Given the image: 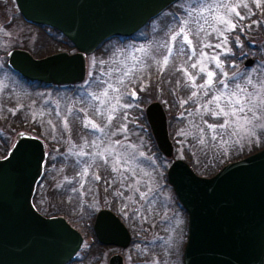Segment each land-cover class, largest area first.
I'll return each instance as SVG.
<instances>
[{"label":"rangeland","instance_id":"obj_1","mask_svg":"<svg viewBox=\"0 0 264 264\" xmlns=\"http://www.w3.org/2000/svg\"><path fill=\"white\" fill-rule=\"evenodd\" d=\"M225 2L236 4V10L243 19L254 15L253 8L257 6L255 0H225ZM220 3L221 0H180L174 6V10L164 11L131 38L114 37L103 42L96 49L97 52L86 57V79L72 87L57 89L54 85L39 82L31 84L19 77L6 66L8 52L14 48L24 49L35 57L41 58L56 51L68 50L69 53H74L77 49L70 41L62 42V35L58 31L49 30L45 26H38V28L25 22L13 0H0V13L3 16L0 22V158L9 154L21 135L39 137L44 141L49 152L45 159L47 171L44 172V176L46 178L37 184L34 203L36 206L37 202L43 210H48L51 214L54 211L66 212L71 221L66 216H61L66 217L83 234V247L75 260L69 264H94V262L109 264L110 257L115 254H122L124 264H184L183 253L188 235V216L166 180L167 169L174 160L183 159L186 162L188 160L192 162L199 175L211 174L223 160L236 158L240 152L248 153L264 145V127L260 126L264 125V106L254 109L255 115L259 118L253 121L256 127L249 125L239 135H231V129L217 128L215 133L212 132L208 124L218 125L223 123L225 118L215 117L204 111V105L212 96L218 95L219 90H223L227 95L230 90H236V85L244 90V95L255 93L254 100L264 99L263 38L253 35L252 44L246 46L248 49L244 52V58L254 60L249 67L245 68L243 64L241 65L242 57L241 62L234 61V67H239L237 71L234 67H228V59L235 55L230 34L237 30L243 20L235 14L231 15V20L236 24V28L232 31L224 30V36L212 33L204 37L201 34L205 42L212 45L227 38V44L222 49L204 48V52L209 56L218 54L222 61V67L219 69L212 62L207 65L208 69L215 73L214 85L206 96L207 100L202 104L199 101L196 107L191 109L190 102L186 99L184 101L187 103L181 102L182 109L178 111L176 106L183 94L174 93L169 97L160 93L161 97L169 102L166 107L161 97L145 105L146 109L151 102L159 101L166 110L169 124L171 118L172 130L170 126L169 132L170 137L175 140L172 139L175 147L173 156H164L163 161L158 160L151 154L149 141L147 142L149 146L146 145V135L138 129V127L141 129L144 124L137 113L138 106L147 100L142 94L151 90L150 82L140 89L139 81L145 79L143 77L146 72L150 75L160 69V66L152 62L150 58L155 56L156 60L162 59L157 49L164 40L174 34L170 29L178 30L186 20L190 27L195 20L198 23H204V19L211 20L214 15L224 14L222 7L217 9ZM244 3L248 5L247 8L242 6ZM261 4H264V0H261ZM177 11L183 17L182 22L180 16H175ZM256 26L259 27V23ZM216 27L223 30L221 25L217 24ZM191 38L194 41L193 48L203 47L202 44H197L194 35ZM255 46L256 48H253ZM257 46L263 48L259 50ZM174 50L173 45L175 56L169 57L168 66L164 68L161 78L154 82L153 87L168 89L172 86L175 77L177 80L182 78L185 83H191L182 73L173 74L170 71L174 65L185 67L184 61L187 59L186 56L175 59L177 52ZM187 50L190 53L192 48ZM129 69L132 70L130 78L123 75ZM187 71L195 73L197 70L189 68ZM169 73L171 78H167ZM223 73H227V76ZM221 79L228 85L227 88L215 83ZM118 80H123L127 86L126 89L121 88V92L132 90L136 95L134 98L136 102L127 100L125 95L122 96L120 103L131 106L118 109L116 113L117 119L120 123L126 124L128 129L125 145L134 146V158L128 159L126 166L121 165L127 168L125 171L127 179H124L123 183L121 178L111 171L110 166L98 167L94 164L88 168L83 161L89 160L90 157L87 155L81 157L76 154L81 150L85 153L94 151L85 145L96 139L99 133L93 135L92 129L85 128L84 123L92 119L103 126V120L95 115V110L102 108L103 105L100 100L93 97L100 96L102 100L107 99L102 96L105 91L109 92V97L114 95L108 85L112 84L116 87ZM249 80L251 83H248ZM195 82L200 84L204 80L196 76ZM192 89L197 92L196 97H198L201 90ZM19 102L21 104L16 106ZM112 103L116 101L112 100ZM208 107L214 106L208 105ZM187 111L190 113L187 114ZM121 112L127 114V120L122 118ZM145 116L142 118L146 122ZM132 119L136 121L134 131L129 128ZM65 123L67 127L64 126ZM112 123L116 125L117 120H113ZM201 129H203L202 132ZM140 133H143L142 138L139 137ZM214 135L216 139L212 138ZM201 138L205 141L203 144L200 143ZM112 140H124V136L117 135L112 137ZM95 175L101 176L102 179L96 181L93 178ZM130 185L139 188V192ZM140 193H147V196L141 199ZM129 197L132 199L129 200ZM57 202L65 205L60 206ZM101 209H109L116 215H120L126 226L133 228L131 230L134 237L128 248L106 246L101 252V249L95 247L98 240L94 232V223L96 214ZM89 254L93 255L91 261L86 259Z\"/></svg>","mask_w":264,"mask_h":264},{"label":"water","instance_id":"obj_2","mask_svg":"<svg viewBox=\"0 0 264 264\" xmlns=\"http://www.w3.org/2000/svg\"><path fill=\"white\" fill-rule=\"evenodd\" d=\"M177 1L16 0L27 21L57 29L77 51L37 58L13 49L10 65L32 81L80 83L87 74V54L111 37L138 33ZM253 61L248 58L246 65ZM146 117L158 148L172 157L164 106L151 102ZM46 155L41 138L24 134L0 159V264H68L83 247V234L66 217L46 216L33 202ZM167 177L188 214L184 264H264V148L212 176L199 175L176 159ZM94 232L104 245L127 248L132 242L125 223L109 209L98 211ZM109 264H124L122 254L111 256Z\"/></svg>","mask_w":264,"mask_h":264},{"label":"snow or ice","instance_id":"obj_3","mask_svg":"<svg viewBox=\"0 0 264 264\" xmlns=\"http://www.w3.org/2000/svg\"><path fill=\"white\" fill-rule=\"evenodd\" d=\"M255 2L259 7L261 0H255ZM242 6L244 8L248 7L246 3ZM220 7L224 9V14L214 15L211 17V20L204 19L203 24L195 25L190 28L189 23L186 20L182 23L178 30L170 29V31H173L174 34L171 35L169 39L164 40L157 49V52L160 56H162V59L156 60L155 56L150 58L151 61L157 63L160 66V70L163 71L169 64V57L173 55L174 45L177 54L180 56H186L187 59L184 61L185 67H176L174 65L170 71H172L173 74L175 72L182 73V75L186 76L187 80L191 82L185 86L198 88L204 96L208 95L214 85L215 73L208 69V63H214L218 69L222 67V61L219 59V55L209 56L208 53L204 52V48L222 49L227 44V38L225 37L222 42L212 45L205 42L201 34H203L204 37L211 35L212 33H217L218 36H224V30L232 31L236 28V24H234L231 20V15L235 14L236 16H240V13L236 10V4L227 3L225 0H221V3L217 5V9ZM240 19H243V17L240 16ZM217 24L223 26V30L216 27ZM205 25H207V27H205ZM209 29H211V32H209ZM192 35L195 36L197 44H202L203 47L193 48L194 41L191 38ZM188 48H192L190 53L187 50ZM163 50H166L167 54H165ZM189 68L197 71L195 73H190L187 71ZM131 71L132 70L129 69L123 75L130 78ZM223 75L227 76V73H223ZM196 76H200L204 82L196 84ZM215 83L223 85L224 88L228 87L222 79L215 81ZM248 83H251V81L249 80ZM108 87L112 89L114 95L109 97V92L105 91L102 93V96L107 99L102 100L100 96L93 97V99L100 100L103 105L102 108H97L95 110V115L99 116L103 120V126L95 123L92 119H88L84 123L85 128L92 129L93 135L99 133V135L96 136V139L87 142L85 145L90 149H94V151L85 153L81 150L76 154L81 157L86 155L90 157L89 160L83 161V163L88 165V168H91L94 164L98 167L110 166L111 171L116 173L121 178V183H123V180L127 179L125 176L127 168L122 167L121 165L123 164L126 166L128 159L134 158V146L125 145L128 129L126 124L120 123L119 119H117L116 113L118 112V109L131 106L130 104H121V97L133 94H129L126 91H120L121 88L126 89L127 87L123 80H118L116 87H113L112 84H109ZM255 95V93H248L244 95V90L240 89L239 85H236V90H230L227 95L223 90H219V94L212 96L204 105V111L210 113L212 116L224 117L225 119L223 123L218 125L208 124V128L214 133L217 128L221 130L231 129V135H239L240 132L244 131L249 125L253 128L256 127V125L253 124V121L258 120L259 118L255 115L254 109L264 106V99H260L259 101L254 100L253 97ZM196 96L197 92L193 91L191 96L188 97V100H192L193 97ZM112 100H115L116 103H112ZM182 103H187V101H183ZM208 105H213L214 107L209 108ZM122 118L127 120V114H124ZM113 120H117L116 125H113ZM64 126L67 127V124L65 123ZM260 126L264 127V125ZM200 131L202 132L203 129ZM117 135H123L124 140L113 141L112 137ZM212 138L216 139V136L214 135ZM204 142V139L201 138L200 143L203 144ZM120 149H123L124 151H121ZM129 149H132V151H129ZM140 155H143V153H140ZM85 172H87V169H85ZM93 178L96 181H100L102 179L99 175H95ZM105 182H107V180ZM130 187H132L136 192H139V188H136L134 185H130ZM120 194L122 195V193ZM146 196L147 193H140L141 199H144ZM128 199L131 200L132 197H129Z\"/></svg>","mask_w":264,"mask_h":264},{"label":"trees","instance_id":"obj_4","mask_svg":"<svg viewBox=\"0 0 264 264\" xmlns=\"http://www.w3.org/2000/svg\"><path fill=\"white\" fill-rule=\"evenodd\" d=\"M175 6V5H174ZM174 6H172L169 10H174ZM176 10V9H175ZM254 10V15H252L250 18L248 19H243L242 20V24L239 25V27L237 28V30H234L231 32L230 34V41H231V44H232V48L234 49V52H235V55L233 57H230L228 59V67H229V63L230 62H241V60L243 59H237L238 56H241L242 53L245 52L246 49H248L246 46L249 44H252V38H253V35H255L256 37L260 36V38H263L264 39V4H261L259 7L258 6H255L253 8ZM21 16V15H20ZM175 16H180L181 17V13L180 12H175ZM22 17V16H21ZM23 18V17H22ZM182 19L183 17H181V22H182ZM180 22V23H181ZM179 23V22H178ZM259 23V27L256 26V24ZM199 24H203V23H198V21H194L190 24V27L192 28L193 26L195 25H199ZM37 27V26H36ZM39 28V27H38ZM44 32V31H43ZM45 33V32H44ZM195 37V36H194ZM113 39V38H112ZM259 44V43H258ZM253 48H256L253 47ZM263 47L261 46H257V49L261 50ZM176 51V49L174 50ZM97 52V51H96ZM166 52V51H165ZM167 54V53H165ZM173 56H175L173 54ZM171 57V56H170ZM180 55H176L175 59H179ZM259 58V57H258ZM242 64V62H241ZM231 69V68H230ZM233 70V69H232ZM148 71V70H147ZM231 71V70H230ZM172 72V71H171ZM162 71L159 69L158 71H155L153 72V74L151 73L150 75H148V72H146L145 76L143 78L145 79H141L139 81V84H138V87H140V89L144 86H146L149 82L151 84V86L154 84L155 81H158L159 78H161L160 75H162ZM167 78H171V75L169 73L168 77ZM28 81V83H31L32 82H35V81H31V80H28V79H25ZM177 77H175L174 79V82L172 84L171 87H168V89L166 88H155L152 86L149 87V92L145 91L143 94H142V91L140 90L142 96L144 97V99H147L145 102H141V104H139L138 106V110H137V113L138 115L140 116V119L143 121V125H142V128L140 129L138 127V129L143 132L145 135H146V139H145V142H146V145H148V143H150V146H151V154L155 155L158 160L160 161H163V158H164V155L162 154V152L157 148L156 146V143L154 141V138H153V135H152V132H151V129H150V126L148 124V122L144 121L142 116L144 117L145 116V105L152 101L153 99L157 98V97H161L160 93H162V95H169L170 97V94H174V93H179V94H183L182 98H180V100H178V104L176 106V109L178 111H180L181 108V102H183L184 100L188 99V97L192 94L193 92V89L191 87H186L185 85L186 84H190V83H185L182 78L180 80H177ZM40 83V82H39ZM42 84V83H41ZM159 89V90H158ZM127 93L129 94H133V91H126ZM127 97V100L131 101L132 102V97L131 95H125ZM208 97L206 96H203L201 93L198 94V97H196V99H192V100H188L190 103H189V106L191 107V109H194L196 107V105L199 103V101H201V104L203 101H206ZM162 99V102L164 104V106L166 107L167 104L169 103L167 100L163 99V97H161ZM19 104H21L20 102L19 103H16V106H18ZM188 107V106H187ZM190 112L187 111V114H189ZM121 115H124V112H121L120 113ZM142 115V116H141ZM146 117V116H145ZM170 126H171V130H172V120L170 118V124H169V129H170ZM132 131H134L132 125L130 124V127H129ZM143 133H140L139 134V137L142 138L141 135H143ZM174 140V138H172ZM149 141V142H148ZM175 141V140H174ZM148 142V143H147ZM264 147V145H261L259 146L258 148L252 150L251 152H248V153H239V155L236 157V158H228L226 160H223L222 162H220L218 164L217 167H215L212 171L211 174H203L204 176H212L214 175L215 173L218 172V170H220L225 164L231 162V161H234V160H238L240 158H243L253 152H256L260 149H262ZM49 153V152H48ZM209 154H212V152L208 151ZM48 161V159H47ZM188 162L192 165V167L195 169V171L198 173L197 169L194 167V165L192 164V162H190L188 160ZM47 164H45V169H44V172L47 171V168H46ZM46 173V172H45ZM200 173V172H199ZM210 173V172H209ZM44 178H46V176H42L41 180L42 181ZM37 191V190H36ZM58 205L60 206H63L65 204H62L60 202H57ZM36 206L37 208L45 215H50V216H54V215H64L66 216L69 220V216L66 214V212L64 211H54L51 213H49L48 210H43L39 205L38 203L36 202ZM62 209V208H60ZM71 221V220H70ZM95 247H98L99 249H101V252L104 250V247H106L105 245H103L102 243H100L99 241H97V246L95 245ZM90 255V254H89ZM88 255V256H89ZM86 257V259L88 258L89 260L88 261H91L93 255H90L89 257ZM75 260V259H73ZM86 261V262H88ZM99 262H94V264H98ZM84 264V263H83Z\"/></svg>","mask_w":264,"mask_h":264},{"label":"flooded vegetation","instance_id":"obj_5","mask_svg":"<svg viewBox=\"0 0 264 264\" xmlns=\"http://www.w3.org/2000/svg\"><path fill=\"white\" fill-rule=\"evenodd\" d=\"M14 1V4L16 5V7H17V3H16V1L15 0H13ZM18 8V7H17ZM17 11H18V13L20 14V11L17 9ZM21 15V14H20ZM1 17H3L2 16V14L0 13V22L2 21L1 20ZM24 20V19H23ZM25 21V20H24ZM47 29H49V30H52L53 29V31H55V29L54 28H51L50 29V27H47ZM47 31V30H46ZM56 31H58V30H56ZM59 32V31H58ZM59 33H61V32H59ZM61 35H62V38H63V40H61L62 42H68L69 40L61 33ZM14 49H17V48H14ZM68 51V50H67ZM56 52H59V51H56ZM69 52V51H68ZM8 53H10V52H8ZM9 55V54H8ZM240 57H242V58H244L245 56H244V53H242L241 54V56H239V58ZM238 58V59H239ZM246 60H247V57L246 58H244L243 59V66H245L244 64H245V62H246ZM6 66L8 67V68H10L9 67V62H8V56H7V58H6ZM8 62V63H7ZM231 65H232V67H234V61L233 62H231L230 63ZM250 66V65H249ZM249 66H245V68H247V67H249ZM230 67V66H229ZM239 67H234V70L235 71H237V69H238ZM76 85V84H75ZM72 86H74V84H70V85H55L54 84V87L55 88H57V89H59V88H68V87H72ZM131 97H132V102H136V99L134 100V98H136V95L134 94V92H133V95H131ZM131 125H132V127H133V129H135L136 128V121H135V119H132L131 120ZM118 216H120V215H118ZM121 217V216H120ZM128 227V226H127ZM138 228H140V227H138ZM146 228V227H145ZM128 229L130 230V232H131V234H132V241H133V237H134V235H133V233H132V230L131 229H133V228H130V227H128ZM147 229V228H146ZM131 245V244H130ZM107 246H111V247H116V248H120V247H117V246H114V245H107ZM129 247V246H128ZM127 247V248H128Z\"/></svg>","mask_w":264,"mask_h":264},{"label":"bare ground","instance_id":"obj_6","mask_svg":"<svg viewBox=\"0 0 264 264\" xmlns=\"http://www.w3.org/2000/svg\"><path fill=\"white\" fill-rule=\"evenodd\" d=\"M4 158V157H3ZM1 159V158H0ZM45 162V161H44Z\"/></svg>","mask_w":264,"mask_h":264}]
</instances>
